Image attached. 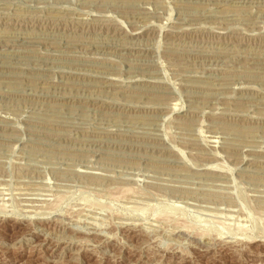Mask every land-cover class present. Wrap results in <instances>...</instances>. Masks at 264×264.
<instances>
[{
  "label": "rangeland",
  "instance_id": "1",
  "mask_svg": "<svg viewBox=\"0 0 264 264\" xmlns=\"http://www.w3.org/2000/svg\"><path fill=\"white\" fill-rule=\"evenodd\" d=\"M0 264H264V0H0Z\"/></svg>",
  "mask_w": 264,
  "mask_h": 264
},
{
  "label": "bare ground",
  "instance_id": "2",
  "mask_svg": "<svg viewBox=\"0 0 264 264\" xmlns=\"http://www.w3.org/2000/svg\"><path fill=\"white\" fill-rule=\"evenodd\" d=\"M38 251V250H37Z\"/></svg>",
  "mask_w": 264,
  "mask_h": 264
}]
</instances>
